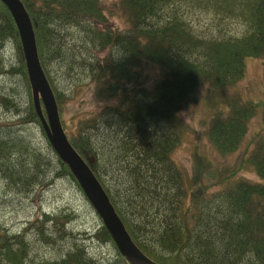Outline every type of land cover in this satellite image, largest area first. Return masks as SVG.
<instances>
[{
	"label": "trees",
	"instance_id": "trees-1",
	"mask_svg": "<svg viewBox=\"0 0 264 264\" xmlns=\"http://www.w3.org/2000/svg\"><path fill=\"white\" fill-rule=\"evenodd\" d=\"M22 1L51 85L52 77L44 65L45 45L47 40L63 42L68 29L82 30L92 44L122 53L114 58L116 61L105 57L85 69L98 84L97 99L112 101L106 115L91 117L74 134L61 122L72 146L102 183L126 229L131 235L137 231L145 237L133 238L136 245L160 264H264V133L257 134L259 138L249 151L241 153L237 164L216 173H206L215 166L196 158L194 180L184 179L171 158L185 131L177 112L187 97L203 84L223 94L244 76L246 57L264 58V0H118L127 22L125 32L109 27L99 0ZM0 7V45L8 33H14L19 57L16 73L23 76L29 91L16 26L1 1ZM183 8L238 19L246 31L233 37L200 35L190 27ZM64 49L51 51L63 57ZM151 65L160 75L148 86L144 72ZM3 72L7 73L0 58ZM53 91L58 96L55 88ZM29 99L26 119L41 125L30 91ZM225 104V108L214 110L206 129L209 142L221 155L238 150L258 107L239 94L227 95ZM215 105L216 101L209 103L212 108ZM262 116L264 120V111ZM86 126L92 129L85 132ZM97 133L104 135L102 145ZM10 136L0 140V175L7 185L27 190L44 183L49 165H53L30 146L27 138ZM56 159L59 166H53L54 175H67L76 182L68 165L57 155ZM240 170H253L260 181L241 177ZM205 176L214 180L217 189L204 182ZM69 216L44 213V219L33 224L41 240L49 242L50 235H42L41 225L53 219L61 230L62 220ZM153 229L159 231L147 233ZM24 232L10 234L0 228V264H26L29 246ZM97 236L115 247L103 225ZM196 241L198 245L191 249ZM65 254L61 264H128L118 251L115 259L99 262L77 244Z\"/></svg>",
	"mask_w": 264,
	"mask_h": 264
},
{
	"label": "rangeland",
	"instance_id": "rangeland-1",
	"mask_svg": "<svg viewBox=\"0 0 264 264\" xmlns=\"http://www.w3.org/2000/svg\"><path fill=\"white\" fill-rule=\"evenodd\" d=\"M99 1L108 19L109 27L125 32L127 22L124 21L119 10L118 0ZM181 12L185 13L184 17L192 30L200 35L233 37L246 31V25L242 21L235 18L221 19L216 17L212 11L183 8ZM73 37L76 40H73ZM62 41L70 43L69 46L64 47L63 57L58 56L57 51H49L44 57L52 77L50 86L60 94L62 103V108L59 110L60 119L68 133L74 134L91 117L100 113V117L105 116L107 105L112 104V101L97 99L95 88L98 84L91 80V72L85 69L91 63L102 62L101 59L105 57L116 61L114 58H119L122 53L120 49H103L99 45L92 44L86 39L85 33L76 28L68 29ZM16 46L15 41L8 38H5L0 45L2 62L7 71V73H0V134L13 131L16 135L27 138L30 146L41 151L50 164L59 166L42 126L21 120L23 115L15 110V107H19L21 113L24 114V110L30 108L29 93L23 76L20 73H8L11 71V65L17 66L16 64L19 63ZM245 65L244 76L232 86L227 87L223 94L212 92L207 84H203L187 97L178 110L180 127L185 131L181 142L172 152L171 158L183 172L184 179H195L194 160L196 158L197 161L203 158L215 166V168L205 170L206 173L207 171L216 173L218 169L237 164L241 153L245 149L249 151L254 141L259 138L257 134L264 133L262 116L264 111V58L246 57ZM144 73H147L145 83L148 86L152 85L160 75L159 70L152 65ZM7 92L13 96L14 107L2 99ZM210 94L214 97L209 96L208 99ZM231 94H239L244 101L256 102L258 104L257 114L250 119L248 132L238 150L231 154L221 155L209 142L206 129L211 116L215 113L214 110L225 108V97ZM214 101L216 105L212 108L209 103L213 105ZM42 113L46 117L45 111L42 110ZM24 116L27 117L28 113ZM91 129L86 126L84 131L89 132ZM97 137L101 139L98 144L102 145L104 135L97 133ZM53 166L49 165L50 170L48 175H45L44 183L36 184L27 190L10 188L3 178L4 175H0V228L10 234L23 233L25 230L24 234L29 246L26 264H35L38 260H53L74 247L75 244L82 245L88 254L99 262L115 259L117 250L114 245L97 236V234L100 235L101 218L77 183L67 175L55 176ZM239 174L252 182L260 181L253 170H244V172L240 170ZM204 182L214 188L213 190L217 189L211 177L205 176ZM44 213L49 215L61 213L71 216L69 220L63 219L60 224L61 232L50 235L49 242L41 240L37 227L33 224L35 220L41 219Z\"/></svg>",
	"mask_w": 264,
	"mask_h": 264
},
{
	"label": "water",
	"instance_id": "water-1",
	"mask_svg": "<svg viewBox=\"0 0 264 264\" xmlns=\"http://www.w3.org/2000/svg\"><path fill=\"white\" fill-rule=\"evenodd\" d=\"M10 11L21 41L32 99L48 141L69 166L85 195L102 218L118 250L129 264H160L146 256L130 238L93 171L69 142L62 127L54 93L41 68L31 20L20 0H1ZM45 106L44 117L40 104Z\"/></svg>",
	"mask_w": 264,
	"mask_h": 264
},
{
	"label": "bare ground",
	"instance_id": "bare-ground-1",
	"mask_svg": "<svg viewBox=\"0 0 264 264\" xmlns=\"http://www.w3.org/2000/svg\"><path fill=\"white\" fill-rule=\"evenodd\" d=\"M15 36H14V33H8L7 34V37L6 38H8V39H13ZM87 38H89L88 36L86 37V39ZM36 40V39H35ZM73 40H76V38L75 37H73ZM70 45V43H64V42H61V41H57V40H47V44L45 45V49H44V55H46L49 51H51V50H53V49H57V48H61V47H67V46H69ZM37 55H38V58H39V54H38V52H37ZM24 56V55H23ZM0 58L2 59V56H1V54H0ZM40 59V58H39ZM3 61V60H2ZM40 64H42V63H40ZM17 66H14V65H11V70H12V73H16L17 71H18V69H19V63H17L16 64ZM44 65L45 66H47V62H46V60H45V63H44ZM25 68H26V74H27V76H28V70H27V67L25 66ZM41 68H42V70H43V66L41 65ZM1 75V74H0ZM29 80V79H28ZM29 91L31 92V89H32V87H31V83H30V80H29ZM28 90V89H27ZM29 91H28V93H29ZM3 98V100H5V101H8L11 105H12V107H14L15 106V104H14V101H13V96H12V94L10 93H5V95L4 96H2ZM54 98H55V101H56V104H58V101L60 100V94L58 93V96L54 93ZM40 107H41V110H45V106H44V104L41 102V104H40ZM17 107H15V110H16V112L18 113V114H21V115H23V118L21 119V120H26V121H29V119L27 120L26 118L28 117H26V116H24V115H26L28 112H29V109L30 108H26L25 110H24V114H22L21 113V111L19 110V107L16 109ZM29 124H36V123H33V121H29ZM36 125H38V124H36ZM11 134H15L13 131H8V132H6V133H3V134H0V140H7L6 138L7 137H9ZM11 137V136H10ZM5 138V139H4ZM107 180V179H106ZM109 183L111 184L110 186H112V183H111V181L109 180ZM100 184H101V186L103 187V185H102V183L100 182ZM113 186H114V184H113ZM115 187V186H114ZM11 188V187H10ZM104 188V187H103ZM44 219V217H42L41 219L39 218L38 219V221H42ZM69 219H71V216H69L68 218H66L65 220H69ZM63 221V220H62ZM105 227V229L108 231V229H107V227L106 226H104ZM159 231V229L158 230H156V229H153V230H147V233L148 234H154V233H157ZM40 232L42 233V235H52V234H54V233H60L61 232V230H60V228L58 227V225H57V223H56V221H54L53 219H47L45 222H44V224L43 225H41V227H40ZM146 232V231H145ZM127 233H128V235L130 236V238L133 240V238H137V239H140V240H143V239H145V237L144 236H142L141 234H139L137 231H134L133 233H132V235L130 234V232L127 230ZM198 240V239H197ZM134 241V240H133ZM198 245V242L196 241L192 246H190V248L191 249H193V247H194V245ZM79 246H82V245H79ZM83 247V246H82ZM140 249V248H139ZM141 250V249H140ZM144 254H145V252L143 251V250H141ZM66 252V251H65ZM65 252H63L62 253V255L60 256V257H57V258H55V259H53V260H44L43 262H44V264H61V262H60V259L61 258H63L66 254H65ZM146 255V254H145ZM147 256V255H146ZM39 262H41L40 260H38L37 261V263H39Z\"/></svg>",
	"mask_w": 264,
	"mask_h": 264
}]
</instances>
